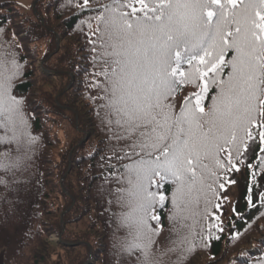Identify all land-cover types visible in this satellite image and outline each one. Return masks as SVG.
<instances>
[{
    "label": "snow or ice",
    "instance_id": "obj_1",
    "mask_svg": "<svg viewBox=\"0 0 264 264\" xmlns=\"http://www.w3.org/2000/svg\"><path fill=\"white\" fill-rule=\"evenodd\" d=\"M89 3L77 6L83 12ZM95 11L96 40L90 42L103 65L95 73L104 78L95 85L105 101L102 123L109 126L110 139L124 142L112 149L122 154L117 158L130 161L116 193L123 209L117 230L125 235L116 237L113 247L120 254L138 253L137 264H163L170 254L172 264H189L194 225L186 222L198 214L202 197L207 213L209 193L216 197L217 185L223 190L234 183L221 180L220 170L239 171L248 142L257 136L264 154V0H111ZM19 76L14 56H0V145L6 146L0 152V184L5 186L8 175L26 169L35 143L23 101L13 95ZM184 84L198 91L186 96L176 113L169 101ZM212 85L217 92L206 110L203 101ZM259 159L264 169V155ZM166 182L175 185L169 220L179 226L173 228L175 239L166 238L168 246L154 250L162 228L155 208L169 199ZM212 238L209 231L206 239Z\"/></svg>",
    "mask_w": 264,
    "mask_h": 264
},
{
    "label": "rangeland",
    "instance_id": "obj_2",
    "mask_svg": "<svg viewBox=\"0 0 264 264\" xmlns=\"http://www.w3.org/2000/svg\"><path fill=\"white\" fill-rule=\"evenodd\" d=\"M13 2L17 9H14L12 5ZM110 2L111 0H90L89 5L95 3V7H93L95 11L100 9L104 4ZM82 3L83 0H8L9 5L0 6V15H10V17H13L12 22H9L8 25L0 29V56L8 60H11L14 56L16 63L19 65L20 76L18 79L13 81V95L17 99L23 101V111L26 119L28 120V131L31 136L35 138V143L29 147L28 155L31 159L28 161L26 169L18 171L14 175H8L7 186L0 184V264H35V262H40V264H66L65 258H67V256L75 258L74 255L77 256L78 254H83V250L64 248V246L61 245L62 240L58 235V232L55 231L57 224H55L56 222L54 221H58L59 219L62 224L63 232L66 229V224L65 222L63 223L62 219L65 210V201L59 195V189L56 188V183L61 184L62 179L66 177L69 172V170H66V172L62 175L57 168L59 164H63L61 156H57V153L60 155V152L65 151L67 145L65 140V137H67L66 132H63L61 129V125H64V121L59 119H56L55 121L52 120L53 122H60V125H58L48 123V121L45 120L43 123L44 129L37 132L33 126L34 116L37 110L35 111L36 108L30 106L27 101V97L29 102H31L32 98L29 96H19L15 90L16 84L23 79L24 74L28 72V70H38L35 74L36 79L41 80L42 82L38 84L36 83V92L38 89L41 90L42 88L53 91L51 88L54 82L55 84H59V77L52 72L50 73V71L44 67L43 64L45 60L41 59L42 52H40V56L38 58H36L34 54H29L26 63H23L20 60L19 52H17L19 51V40L15 36L17 29L14 25L15 22L22 21L24 17H30L32 15L31 12L35 11L36 16L41 18L42 21H45L46 18L51 19L50 21L52 22V25H49L50 27H55V24L57 23L53 22L56 15L60 14L64 17L66 14L69 15L71 13H77L81 11L77 5ZM51 8H57V10H55L56 12H52ZM87 9H90V6H88ZM89 23L91 24V29L89 28ZM95 29V19L87 20L80 22L78 28L75 30L76 33H74L81 35L86 47H94V44L90 41L96 40V36L93 35V31ZM59 40L60 37L56 36V48L57 46L60 47V43L58 42ZM8 43L16 50L15 54H13L7 47ZM40 47L44 50L43 46ZM183 65L188 68V65ZM211 89H216L217 91L215 85H212L209 88V90ZM195 91H198V89H196L193 85L184 84V87L179 94L180 99H182L181 102H183L186 96L191 95ZM58 96L59 95L56 97ZM210 103L211 99L209 104ZM52 113L54 114V112ZM61 119L64 120L63 118ZM102 119L104 118H101V122ZM102 124L103 125H101V127L107 132L102 131L103 133L101 132V134L105 135L106 138L108 137L109 139L107 134H112L109 130V126L107 123ZM252 131L255 132L256 129H253ZM0 134L3 133L0 132ZM49 142L52 143L54 149L47 148L46 154L48 153L51 155L54 152V155L47 163L45 169L47 170L46 179H48V183L52 184L53 189L46 191L44 194L42 190L43 186L41 187L40 182L41 176L39 175V178H37V175L43 171L42 158L45 156L41 158V152L43 146L49 144ZM257 143L261 147L258 136L255 140L248 142L247 151L243 153L244 164L238 165L240 169L239 171L233 169L232 171L225 173L223 170H220L221 180L234 181V183H225L223 190H219V186L217 185L218 190L216 197H212L211 193H209L208 198L212 200V204L208 205L207 213H205V201L202 197L199 202V206L196 209L198 214L186 222L190 225H194L193 233L190 236L194 246V251L191 254L189 264L194 262V260H192V257L194 256V258L197 259L196 261H198V264H225L228 257H230V255L232 256L238 249H242L241 251H247V253H249L247 256L243 257V259L245 257L249 258V261L253 260V258H251L253 256H264V204L261 202V197L264 196V169H261L259 159V157L264 154L258 155L259 164L257 167H248L249 157L253 153L254 146L257 145ZM5 150L6 146L1 145L0 152H4ZM73 150L74 149L72 148L70 152H68L69 158L72 155ZM118 155L119 153H114V157L116 159H118ZM204 162L208 163V161ZM52 163H55V165L53 166ZM127 163H130V161L118 159V163H116V165H119L120 169H122ZM113 170H115V168H113ZM253 173H255V175H253ZM56 174L62 176L58 182L56 180ZM257 174H259V181L255 180ZM2 175H4V173L0 172V176ZM112 179H114L115 182L117 180V174H110V181ZM54 180H56L55 183L53 182ZM252 182L253 185H257L256 189H259L261 192V194L257 196V200L260 202V212L256 216L257 220L254 219L249 222L242 233L239 235L236 233L235 235L232 233L233 222L231 223L234 208L242 195L244 186L250 185ZM172 185L174 190L175 185ZM38 188L41 190L40 194H38ZM117 188L118 187L115 188L110 185V190L107 186H103L102 189L96 190V194L98 196H104L105 201L103 203L107 204V206L110 204L111 220L110 234L108 236L110 249H107L108 253L105 255V258L100 257L97 259L94 256L88 255V259H92L90 264H137L136 255H138V253L132 256L120 254L118 249L113 247L116 237H122L125 235L124 229L117 230L118 219L123 209H119L120 212L117 210V212H113L111 214L113 205L117 204ZM104 191H110V195H104ZM168 202L170 207L167 211L165 221L166 225L161 228L160 235L155 237V239L158 240L159 245H162L163 249L168 246L166 244V238H176L173 228L179 226L175 222L169 220V216L172 213L171 196L168 199ZM217 203L220 205L218 209L215 207ZM158 208L159 205L155 208L156 214ZM94 214L97 215V213ZM76 223L77 224L67 226L66 231L69 232L70 230L68 229H71L73 234H81L83 229L86 226H89L85 221ZM151 224L154 225L156 222L151 221ZM210 225L214 226L210 227ZM209 231L213 234V238L211 240L206 239ZM230 234H232V236ZM256 234L257 236H260V240L258 239V241H254L257 242V244L260 242L259 247H255V245H252L251 242H248L252 239L251 237ZM220 236L226 237V240L223 242L225 252L218 259H213L210 255V244L211 241L216 240V238ZM71 238L74 240L78 239L77 236L72 235ZM78 244L82 245V243H75L66 244V246L68 245V247H72L73 245L76 246ZM205 245H207V247H205ZM252 254L253 256H251ZM88 259L86 256L83 264L86 263ZM174 259V255L170 254L169 256H165L163 264H172V260ZM236 259H239V257ZM237 261H239V264H242L244 260ZM261 264H264V262Z\"/></svg>",
    "mask_w": 264,
    "mask_h": 264
},
{
    "label": "trees",
    "instance_id": "obj_3",
    "mask_svg": "<svg viewBox=\"0 0 264 264\" xmlns=\"http://www.w3.org/2000/svg\"><path fill=\"white\" fill-rule=\"evenodd\" d=\"M5 5H9L8 0H0V6ZM12 5L14 9H17L14 2ZM89 6L90 9H86L83 12L79 11L69 15L66 14L64 17L60 14L56 15L53 22L57 23L55 27H50V25H52L51 19L46 18L45 21H42L41 18L36 16L35 11L31 12L32 15L30 17H24L22 21L14 23L17 29L15 36L19 40V51L17 52H19L20 60L26 63L29 54H34L35 57L38 58L40 52H42L41 59L45 60L43 64L44 67L50 71V73L52 72L59 77V84H55L54 82L51 88L53 91L42 88L41 90L38 89L36 92V83L38 84L42 81L36 79L35 74L38 70H28V72L24 74L23 79L16 84L15 90L19 96H29L32 98L31 102H29L27 97V101L30 106L36 108L35 111L37 110L33 121L34 129L37 132L44 129L43 123L45 120H47L48 123L58 125H60V122L53 121L56 119L64 121V125H61V129L63 132H66L67 137H65V140L67 145L65 151L60 152V155L57 153V156H61L63 163L59 164L57 168L62 175L66 170H69V172L67 176L62 179L61 184L56 183V188L59 189L58 193L65 201V210L62 219L63 223L65 222L66 224V229L63 232L62 224L59 219L58 221H54L56 222L55 224H57L55 231L58 232L62 240L61 245L64 246V248L83 250V254L74 255L75 258L67 256V258H65L66 264H83L84 258L86 256L87 259L89 258L88 255L94 256L97 259L100 257L105 258V255L108 253L107 249H110V242H108L111 220L110 204L109 206L104 204V196H98L96 190L102 189L103 186H107L110 190V185L115 188L118 187L117 182L124 169H120L119 165H116L118 159L114 157V152L111 151L114 147L123 146L124 142H117L114 139H110L112 135H110V133L107 134L109 139L101 134L102 131H107L101 127V125H103L101 118L105 117V109L101 107L105 101L100 98L103 96V93L95 86L104 79L103 76L95 75V73L100 72L103 67L99 60L98 50L94 51L93 46L86 47L81 35L75 34V30L78 28L80 22L94 20L91 18L96 15V11L93 9L95 3ZM55 10H57V8H51L52 12ZM12 20L13 17H10V15H0V29L8 25ZM56 36L60 37V47L57 52ZM40 46H43L44 50ZM7 47L13 54L16 53V50L9 43ZM232 55L233 53L229 52V58ZM227 69L228 68L224 69V78H227ZM182 70L186 71L187 68L182 65ZM183 87L184 85L179 86L174 99L169 101L176 105V113L179 112L180 104L182 103L179 94ZM216 92V89H211L205 97L203 103L206 110L211 96L215 95ZM57 95L59 96L56 97ZM52 112H54V114ZM47 148L54 149L51 142L43 146L41 152V158L45 156L42 158L43 171L37 175V178H39V175L41 176L40 182L41 187L43 186L42 190L44 194L46 191L53 189L52 184L48 183V179H46L47 170L45 168L53 157L54 152L51 155L48 153L46 154ZM72 148L74 150L69 158L68 152H70ZM259 154H261L260 146L257 143V145L254 146L253 153L249 157L248 165L257 167L259 164ZM52 164L53 166L55 165V163ZM113 168H115V170H113ZM112 173L117 174V180L115 182L114 179L110 181V174ZM56 176L58 182L62 176L59 174H56ZM258 178L259 174L256 175L255 180L257 181ZM56 180L53 182L55 183ZM256 186V184L253 185V182L250 183V185L244 186L242 195L236 203L231 219V223L233 222L232 233L235 235L236 233H238V235L242 233L246 225L256 219V216L260 212V202L257 200V196L261 194V192L259 189H256ZM164 187L167 189L166 195L170 198L173 185L170 182H166ZM40 193L41 190L38 188V194ZM104 195H110V191H104ZM249 200L252 201L251 205L249 204ZM116 205H113L111 214L117 212V210L120 212L119 209L121 208ZM169 207V202L167 201L164 207L159 206L158 208L157 215L161 218L160 223L162 227L166 225L165 221ZM94 213H97V215ZM80 221H85L89 225L83 229L81 234L75 235L72 233L73 231L71 229H68L70 230L69 232L66 231L67 226L77 224L76 222ZM152 226H155V224ZM71 235L77 236L78 239L74 240L71 238ZM230 235L232 236V234ZM259 237L260 236L256 234L252 236V239L248 242H251L255 247H259L260 242L257 244V242L254 241H258ZM225 240L226 237L220 236L216 238V240L211 241L210 255L213 259H218L224 254L223 242ZM75 243H82V245L78 244L72 247L66 246V244ZM157 248L160 250L163 249L162 245H159L158 240H156L154 250ZM241 250L242 249H238L232 256L230 255L225 264H239L237 260H244L242 264H261L264 262V256L258 257L253 256V254L251 255L253 256L251 257L253 258L252 261H249L250 259L247 257L243 259V257L247 256L249 253ZM194 257H192L194 262L191 264H198V261H196L197 259ZM238 257L239 259H236ZM35 264H40V262H35Z\"/></svg>",
    "mask_w": 264,
    "mask_h": 264
},
{
    "label": "water",
    "instance_id": "obj_4",
    "mask_svg": "<svg viewBox=\"0 0 264 264\" xmlns=\"http://www.w3.org/2000/svg\"><path fill=\"white\" fill-rule=\"evenodd\" d=\"M58 42H60V40L58 41ZM59 44V43H58ZM59 50V47L57 46V48H56V52ZM86 264H90V261H88Z\"/></svg>",
    "mask_w": 264,
    "mask_h": 264
}]
</instances>
